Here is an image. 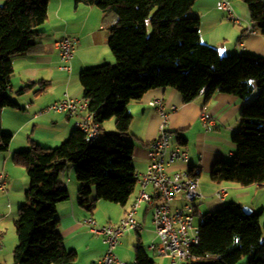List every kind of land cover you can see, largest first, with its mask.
Instances as JSON below:
<instances>
[{
    "label": "trees",
    "instance_id": "16d2710c",
    "mask_svg": "<svg viewBox=\"0 0 264 264\" xmlns=\"http://www.w3.org/2000/svg\"><path fill=\"white\" fill-rule=\"evenodd\" d=\"M197 1L74 0L77 6L96 7L115 18L109 29L115 65L84 70L79 78L83 97L90 100L92 111H98L97 120L102 126L114 120L115 132L103 133L102 128L101 137L90 141L75 129L56 148L31 141L28 150L13 156V164L26 171L30 187L15 222L18 242L12 264L76 262L77 253L65 248L57 218L58 205L70 199L62 181L68 166H75L80 207L93 212L99 201L127 206L138 187L135 143L129 134L133 118L127 106L153 90L174 89L185 104L203 92L207 103L217 94L246 102L240 130L233 137L235 156L231 162H217L211 179L242 187L264 185V58L251 53L221 56L203 44L200 19L190 16ZM241 1L254 29L264 36V0ZM49 2L0 0V152H7L13 139L2 128L1 112L19 108L9 96L13 57L35 47L39 28L48 20ZM260 220L261 214L247 215L237 203L206 214L199 227V244L192 250L195 259L189 264H264ZM135 263L156 264L141 241Z\"/></svg>",
    "mask_w": 264,
    "mask_h": 264
},
{
    "label": "crops",
    "instance_id": "0c3cea01",
    "mask_svg": "<svg viewBox=\"0 0 264 264\" xmlns=\"http://www.w3.org/2000/svg\"><path fill=\"white\" fill-rule=\"evenodd\" d=\"M219 1L198 0L190 14L200 19L201 42L218 50L221 56L251 53L264 58V36L259 31L255 34L244 32L246 26L252 23L247 8L240 0H226L244 20L242 26H236L227 22L225 13L217 10ZM114 22L113 16L106 17L96 7L77 6L74 0H50L48 20L39 28L41 35L35 40V47L13 57L15 73L9 96L19 108H5L1 112L2 128L13 139L8 151L0 152V173L4 171L10 176L7 192L0 191V264L13 263L11 255L18 242L14 236L15 222L30 187L26 171L13 164V156L28 150L31 141L45 148H56L70 138L75 127L67 115H35L61 100L66 93L74 98H82L83 89L79 78L84 70L105 64L115 65V58L109 48V29ZM65 36L78 40L71 73L61 70L60 57L53 47L56 41ZM29 85L34 87L25 94L19 93ZM161 97L178 108L171 116L168 130L174 143L188 151V167L199 170V191L202 196L200 210L205 215L212 214L227 204L237 203L249 207L255 214H261L262 223L264 185L242 187L235 183L217 184L211 179L212 169L217 162H231L235 156L233 137L240 130V114L246 102L233 95L217 94L207 103L206 93L203 92L193 102L185 104L178 91L157 89L145 94L141 100L129 103L127 112L133 118L129 134L135 143L133 164L136 172H145L150 165L149 148L158 137L160 119L149 103ZM256 98L257 94L249 101ZM202 112H206L211 119V123L206 126L200 120ZM113 121L103 124V133L115 132ZM70 166L62 176V179H69L67 190L70 199L57 207L59 231L65 248L77 253L74 264H97L106 252V245L101 238L89 232L83 221L93 217L99 225L118 224L133 205L139 188L125 207L99 201L95 210L90 212L78 204L80 184L72 178L73 175L75 177V166ZM180 168L176 166L171 170ZM221 189L227 190L224 200L217 198ZM95 197L93 194L92 199ZM184 204L185 199L180 195L172 208L175 210ZM137 220L142 230L126 233L116 251L117 257L126 264L135 263V249L140 241L150 257V253H153L149 249L150 245L158 242L154 234L153 206L144 205L139 209ZM162 259L160 264H171L168 259Z\"/></svg>",
    "mask_w": 264,
    "mask_h": 264
},
{
    "label": "built area",
    "instance_id": "2783aa9c",
    "mask_svg": "<svg viewBox=\"0 0 264 264\" xmlns=\"http://www.w3.org/2000/svg\"><path fill=\"white\" fill-rule=\"evenodd\" d=\"M216 8L225 13L227 22L236 26L244 24V20L236 14L228 1H219ZM244 32L255 34L257 30L251 23L246 26ZM53 47L60 57L61 70L71 73V63L77 53L78 40L65 36L56 41ZM90 103V100L84 97L74 98L66 93L61 100L40 110L35 116L48 113L65 114L73 121L75 129L84 133L88 140L95 141L101 134L102 124L97 120L98 111H92ZM149 106L156 111L160 119L158 137L149 148V167L145 172L137 173L139 189L133 205L115 225H99L93 217L83 221L89 232L96 238H101L106 245V252L97 264H126L117 257L116 251L126 233L142 230L137 213L144 205L153 206L154 234L158 239V242L150 245V251L157 257L168 259L171 264H185L195 259L192 250L199 244V227L205 218V214L200 210L202 196L199 191V170L188 167V151L174 143L168 130L171 116L178 108L168 104L163 97L152 100ZM200 120L205 126L211 123L206 112L200 114ZM176 166L181 168L172 171ZM62 181L67 188L69 179L63 177ZM9 184V174L1 172L0 191L7 192ZM180 195H183L185 204L173 210L172 204ZM226 196V189L217 193L219 200H224Z\"/></svg>",
    "mask_w": 264,
    "mask_h": 264
},
{
    "label": "rangeland",
    "instance_id": "374dc122",
    "mask_svg": "<svg viewBox=\"0 0 264 264\" xmlns=\"http://www.w3.org/2000/svg\"><path fill=\"white\" fill-rule=\"evenodd\" d=\"M1 1H3V0H1ZM241 1V0H240ZM241 3L245 6V8H247L246 7V5L241 1ZM248 10V9H247ZM113 123H114V121H113ZM101 139V138H100ZM73 167V165H71L69 168H72ZM72 178H73V180H76V176L74 177V175L72 176ZM261 227L263 228V231H264V221H262V223H261ZM15 230H16V228H15ZM10 236L11 235H9V237H8V240H9V238H10ZM14 236H15V238H17L16 237V232H14ZM11 253V252H10ZM151 254V258L153 259V260H155V262L157 263V264H160V263H162V258H160V257H157L154 253H150ZM11 257H13L12 255H11ZM185 264H189V262H187V263H185Z\"/></svg>",
    "mask_w": 264,
    "mask_h": 264
},
{
    "label": "water",
    "instance_id": "95a60500",
    "mask_svg": "<svg viewBox=\"0 0 264 264\" xmlns=\"http://www.w3.org/2000/svg\"><path fill=\"white\" fill-rule=\"evenodd\" d=\"M243 211H244V213H246L247 215L253 213V211H252L249 207H247V206H243Z\"/></svg>",
    "mask_w": 264,
    "mask_h": 264
}]
</instances>
